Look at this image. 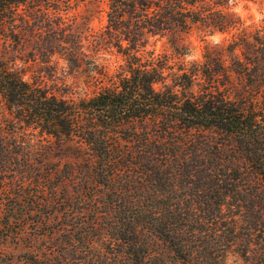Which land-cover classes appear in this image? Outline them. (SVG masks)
<instances>
[{"label": "trees", "instance_id": "16d2710c", "mask_svg": "<svg viewBox=\"0 0 264 264\" xmlns=\"http://www.w3.org/2000/svg\"><path fill=\"white\" fill-rule=\"evenodd\" d=\"M109 7L96 34L65 20L71 0H0L1 182L31 178L35 163L21 155L75 141L107 187L110 228L133 260L150 251L148 229L184 262L217 264L206 241L224 249L236 233L224 206L261 205L252 196L264 180V25L253 40L235 41L234 52H249H235L231 63L223 50L188 60L147 49L149 36L193 22L223 30L231 22L221 9L196 0H109ZM111 45L124 55L114 70L99 54ZM55 54L85 84L82 94L58 95L26 77L30 60ZM30 128L46 142L31 139Z\"/></svg>", "mask_w": 264, "mask_h": 264}, {"label": "rangeland", "instance_id": "374dc122", "mask_svg": "<svg viewBox=\"0 0 264 264\" xmlns=\"http://www.w3.org/2000/svg\"><path fill=\"white\" fill-rule=\"evenodd\" d=\"M196 6L221 9L231 25L211 31L204 23L193 22L175 33L150 35L146 48L184 53L182 56L188 60L204 59L205 54L223 50L226 61L231 63L234 54L244 56L243 52H249L237 48L235 53V41L246 35L253 40L258 28L264 25V0H196ZM109 11V0H71L69 12L63 15L68 22L83 28L90 26L99 34L106 29ZM99 54L111 70L124 62V55L115 45L103 47ZM43 59L28 62L26 77L37 78L58 95L78 96L87 89L80 79L75 82L73 69L59 54L51 61ZM29 131L32 135L28 136L35 142H46L41 140L45 134L39 129ZM54 144L50 154L49 145H45L43 154L32 151L21 155L35 163L29 173L31 178L24 184L14 180L4 186L0 178V264H189L148 229L143 236L150 254L141 261L133 260L110 228L114 213L107 201V187L94 178L90 158L75 141L62 148L55 141ZM48 156L43 164L38 162ZM47 172H51V179L45 178ZM260 188L258 195H250L261 201L260 207H241L233 199L224 206L227 219H235L236 233L233 243L224 249L219 248L222 242L206 241L216 248L217 264H264L262 179Z\"/></svg>", "mask_w": 264, "mask_h": 264}]
</instances>
